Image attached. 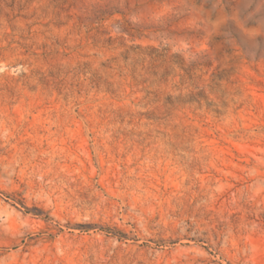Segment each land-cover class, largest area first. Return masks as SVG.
<instances>
[{"label": "rangeland", "instance_id": "374dc122", "mask_svg": "<svg viewBox=\"0 0 264 264\" xmlns=\"http://www.w3.org/2000/svg\"><path fill=\"white\" fill-rule=\"evenodd\" d=\"M0 264H264V0H0Z\"/></svg>", "mask_w": 264, "mask_h": 264}]
</instances>
